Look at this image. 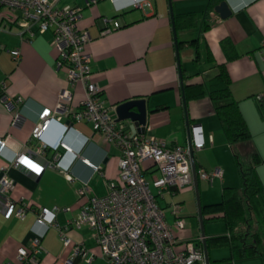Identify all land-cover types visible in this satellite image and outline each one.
<instances>
[{
    "label": "crops",
    "instance_id": "obj_1",
    "mask_svg": "<svg viewBox=\"0 0 264 264\" xmlns=\"http://www.w3.org/2000/svg\"><path fill=\"white\" fill-rule=\"evenodd\" d=\"M221 1L59 2L81 8L77 24L91 36L86 49L91 54L92 78L102 89L106 104L115 106L111 111L115 118L118 104L131 99H145V133L170 145L186 143L191 126H202L205 146L193 155L196 171L193 184L173 198L182 202L184 207L183 196L193 189L197 193L200 231L187 227L188 219L183 210L186 226L177 233L179 241L183 242L195 240L203 234L227 233L226 227L223 232L214 233L201 226L199 208L202 203L198 192L204 179L198 177L197 170L211 171L216 167L223 170L222 177L215 178L210 184L215 183L213 200L221 196L224 186L240 185L233 149L215 112L214 101L207 93L197 95L193 89L189 90L184 101L183 85H206L218 73L219 65L224 64L231 78L233 97L238 101L252 133L251 141L239 143L238 147L243 150L253 146L264 159V103L255 99V95L264 92V0H226L232 10L226 17L215 11V6ZM190 12L197 15L198 25L178 31L175 28L176 43L174 16ZM19 14L18 11L0 8V79L6 80L8 95L24 99L19 106L24 119L19 125H11L19 108L8 109L0 99V138L9 135L7 147L0 153V173L13 180L6 196L18 204H26L28 210L23 219L16 216L6 218L0 197V264H24L17 260V249L30 242L35 236L34 229L42 230L35 224L41 207L55 204L70 206V211L60 210L56 215V222L64 226L86 201L85 197L79 196V187L86 183L87 195L102 197L108 193V182L115 179L119 171V149L105 142L87 121H73L68 116L61 121L53 119L40 138L32 137L40 110L44 107L54 109L60 90L69 84L65 69L56 66L57 51L51 43L52 33L46 31L38 33L30 41L22 40L16 23ZM114 19L120 22V26L103 33L108 26H113ZM194 38L199 42L179 44V40ZM205 46L212 53L211 61L205 59ZM14 50L20 51L18 60L14 57ZM84 96L82 84H76L71 104L78 107ZM121 121L128 131L138 132L133 122ZM42 141L50 149L38 153L37 148ZM60 143H66L72 150H65ZM55 148L61 153L60 170L46 167L40 175H35L12 163L15 153L27 151L45 164L53 158ZM83 159L97 165L98 169ZM256 169L264 186V162ZM68 175L71 179L67 178ZM210 192L207 191L208 199ZM68 235L72 243L66 246L56 226L47 228L41 238L44 250L39 255V264L106 263L91 228L71 226ZM77 243H83L94 254L92 261H84L74 254L73 247ZM208 260L209 264H264L263 257L258 255L234 258L228 245L209 248Z\"/></svg>",
    "mask_w": 264,
    "mask_h": 264
},
{
    "label": "built area",
    "instance_id": "obj_2",
    "mask_svg": "<svg viewBox=\"0 0 264 264\" xmlns=\"http://www.w3.org/2000/svg\"><path fill=\"white\" fill-rule=\"evenodd\" d=\"M59 2L0 0V8L20 12L16 23L22 40L30 41L38 33L46 31L52 33L51 43L57 51L56 66L67 73L69 86L60 90L54 109L44 107L40 110L32 137L40 138L53 119L61 121L68 116L73 121H87L105 142L119 149V171L117 177L108 182V193L102 197L87 195L89 189L83 183L77 192L86 201L64 226L56 222V215L60 210L70 211V206L55 204L41 207L35 224L42 230L34 229L35 236L30 242L17 249V260L24 264H39V255L44 250L41 238L50 226L57 227L59 237L66 246L72 243L68 235L71 226H87L94 231V239L106 260L105 264H209L202 245L203 235L195 240L179 241L177 233L185 228L186 220L183 203L173 199L178 192L193 184L196 176L193 155L205 146L202 126L193 124L186 143L173 145L145 132L128 131L123 122L113 116L111 111L115 106L106 104L102 89L92 78L91 54L86 49L91 36L77 24L81 8ZM112 24L103 33L120 26L116 19ZM13 53L18 60L20 51L14 50ZM78 83L82 84L85 96L75 107L71 101ZM6 88V80L0 79L1 101L8 109L19 108L24 99L8 95ZM255 99L264 103V92L255 95ZM23 119L19 108L12 117L11 125H19ZM64 125L68 127V124ZM8 138L9 135L0 138V153L7 147ZM60 146L67 151L72 150L66 143H60ZM46 149L50 147L42 141L37 152L44 153ZM54 151L53 158L45 164L38 162L27 151L15 153L12 163L35 175H40L46 167L60 170L61 153L56 148ZM83 161L98 169L87 159ZM197 175L211 184L215 178L222 177L223 170L220 167L211 171L200 169ZM67 178L71 179V176ZM12 185L13 180L8 175L0 176L2 212L6 218L16 216L23 219L28 210L26 204H18L6 196ZM73 249L74 254L84 261L90 262L94 258L83 243L74 244Z\"/></svg>",
    "mask_w": 264,
    "mask_h": 264
},
{
    "label": "trees",
    "instance_id": "obj_3",
    "mask_svg": "<svg viewBox=\"0 0 264 264\" xmlns=\"http://www.w3.org/2000/svg\"><path fill=\"white\" fill-rule=\"evenodd\" d=\"M176 30L193 28L198 25L194 12L174 16ZM207 26V24H205ZM198 43L199 39L181 41L179 44ZM205 59L213 60L212 53L205 46ZM198 53V50H196ZM182 70V69H181ZM182 77V74H181ZM197 95L207 93L215 103V112L230 143L236 160L240 178L239 186H224L221 199L217 202L201 204V226L208 220H221L227 233L204 236L202 245L208 249L228 245L234 258L261 256L264 259V186L257 173V165L264 162L255 147L241 150L239 143H249L252 133L245 120L239 103L233 97L231 78L224 64L219 65L218 73L206 85L184 84L183 92L188 98L189 90Z\"/></svg>",
    "mask_w": 264,
    "mask_h": 264
},
{
    "label": "rangeland",
    "instance_id": "obj_4",
    "mask_svg": "<svg viewBox=\"0 0 264 264\" xmlns=\"http://www.w3.org/2000/svg\"><path fill=\"white\" fill-rule=\"evenodd\" d=\"M205 153V152H204ZM199 155V153L197 152ZM213 185H210L208 181H201V189L198 192V198L200 203L206 204V203H211L212 201L217 202L221 199V196L217 197L216 199L213 200L214 196V190H213ZM211 190L210 192V199L207 197V191ZM185 198L184 201V214L187 216V222L188 225L187 227L191 230L194 231H200V220L198 216V206H197V193L196 190L193 189L191 193L188 195L183 196ZM225 223L221 220H208L205 223V229H208L212 232H223L225 230ZM209 232V231H208Z\"/></svg>",
    "mask_w": 264,
    "mask_h": 264
},
{
    "label": "water",
    "instance_id": "obj_5",
    "mask_svg": "<svg viewBox=\"0 0 264 264\" xmlns=\"http://www.w3.org/2000/svg\"><path fill=\"white\" fill-rule=\"evenodd\" d=\"M215 11L221 17H226L232 12L226 0L221 1L217 6H215ZM174 30H175V27H174ZM175 39L177 43L176 30H175ZM177 51H178V47H177ZM179 67H180V61H179ZM183 99L185 101L184 94H183ZM116 113H117L118 121L129 120L134 123V125L137 127L138 132H141V133L145 132L146 114H147L145 99H131L123 103H120L116 106ZM0 176H1V173H0ZM204 250L207 255V250L205 246H204ZM207 259H208V255H207Z\"/></svg>",
    "mask_w": 264,
    "mask_h": 264
},
{
    "label": "snow or ice",
    "instance_id": "obj_6",
    "mask_svg": "<svg viewBox=\"0 0 264 264\" xmlns=\"http://www.w3.org/2000/svg\"><path fill=\"white\" fill-rule=\"evenodd\" d=\"M33 167H35V166L33 165ZM36 170H37V171H39V169H38V168H37Z\"/></svg>",
    "mask_w": 264,
    "mask_h": 264
}]
</instances>
